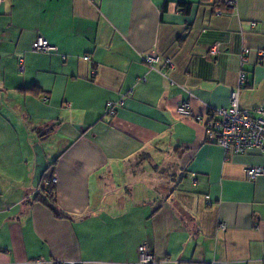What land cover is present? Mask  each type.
Masks as SVG:
<instances>
[{"label": "crops", "instance_id": "obj_1", "mask_svg": "<svg viewBox=\"0 0 264 264\" xmlns=\"http://www.w3.org/2000/svg\"><path fill=\"white\" fill-rule=\"evenodd\" d=\"M225 1L0 0V264H264V152L225 162L194 120L264 110V0Z\"/></svg>", "mask_w": 264, "mask_h": 264}, {"label": "built area", "instance_id": "obj_2", "mask_svg": "<svg viewBox=\"0 0 264 264\" xmlns=\"http://www.w3.org/2000/svg\"><path fill=\"white\" fill-rule=\"evenodd\" d=\"M225 4L235 8L234 0H226ZM217 47L214 46L211 51L216 52ZM32 51L38 54H45L56 51V48L48 44L42 37H38L32 44ZM248 54L249 50L244 49L239 57L238 89L245 82V73L242 71V67L247 63ZM142 58L143 62L151 69L160 61L163 62L167 70L172 68L171 60H161L153 52L144 54ZM43 101L45 102L47 99L43 98ZM115 113V105L108 103L106 115L113 117ZM177 114L183 118L192 117L189 103H181L177 108ZM194 120L197 123H202L205 131V141L222 149L225 155V162L229 161V156H240L247 151L264 152V110L257 109L255 115L246 110H241L238 107V90L231 92L228 108L212 110L210 118L206 121H202L200 117H196ZM245 176L248 181H253L264 176V169L248 166L245 169ZM56 181L55 178H51L48 184H55ZM220 228L223 231L225 230L224 225H220ZM137 255L138 261L135 264H156L148 242L138 247ZM47 264H80V262L49 261Z\"/></svg>", "mask_w": 264, "mask_h": 264}, {"label": "trees", "instance_id": "obj_3", "mask_svg": "<svg viewBox=\"0 0 264 264\" xmlns=\"http://www.w3.org/2000/svg\"><path fill=\"white\" fill-rule=\"evenodd\" d=\"M203 1H206V0H203ZM226 5V4H225ZM224 5V6H225ZM218 7H220V6H218ZM190 8H191V4H180L179 5V9L181 10V12H188L189 10H190ZM226 8H228V9H234V8H232V7H229V6H227L226 5ZM46 193V196H45V199L46 200H49L50 202H53V200H55V195H54V189H53V187H52V184H48V186H46L45 188H42L41 189V192H39L40 194L42 193Z\"/></svg>", "mask_w": 264, "mask_h": 264}]
</instances>
